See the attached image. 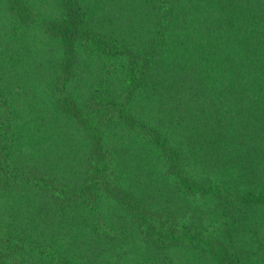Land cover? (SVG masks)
<instances>
[{"label":"trees","instance_id":"1","mask_svg":"<svg viewBox=\"0 0 264 264\" xmlns=\"http://www.w3.org/2000/svg\"><path fill=\"white\" fill-rule=\"evenodd\" d=\"M0 264H264V0H0Z\"/></svg>","mask_w":264,"mask_h":264}]
</instances>
